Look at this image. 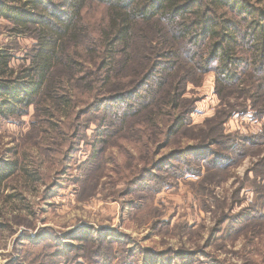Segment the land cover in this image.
<instances>
[{
    "label": "trees",
    "instance_id": "obj_1",
    "mask_svg": "<svg viewBox=\"0 0 264 264\" xmlns=\"http://www.w3.org/2000/svg\"><path fill=\"white\" fill-rule=\"evenodd\" d=\"M0 21L11 35L35 41L18 68L11 52L0 50V119L20 121L33 110L32 127L43 147L0 161V198L10 181L33 188L44 181V153L52 154L58 141L67 147L69 162L95 125L88 162L131 164L119 172L122 197L148 191L152 205L160 185L176 186L183 176L200 177L211 166L224 171L261 157L252 162L243 188L255 193L254 205H263L264 129L244 136L226 133L225 126L247 114L243 97L254 117L264 118V0H0ZM211 74L222 107L190 131L196 106L185 96L186 81ZM111 148L123 163L113 152L103 158ZM4 210L0 205V219ZM221 222L218 238L228 226V219ZM258 251L256 260L243 254L244 264H264V236ZM136 255L115 248L113 255L103 253L105 264L112 258L113 264H136ZM143 264L171 262L151 257Z\"/></svg>",
    "mask_w": 264,
    "mask_h": 264
},
{
    "label": "rangeland",
    "instance_id": "obj_2",
    "mask_svg": "<svg viewBox=\"0 0 264 264\" xmlns=\"http://www.w3.org/2000/svg\"><path fill=\"white\" fill-rule=\"evenodd\" d=\"M34 43L33 38L11 35L6 22L0 21V50L11 52L13 67L23 63ZM185 85L186 98L196 106L190 130L194 131L215 116L222 103L215 95L213 74L203 79H187ZM242 100L248 107L247 114L234 116L225 131L256 135L264 129V118H255L252 104L246 97ZM33 121V110L20 121L0 119V161H11L15 151L22 154L25 149H43L40 136L34 132L37 127H32ZM85 121L87 118L82 124ZM94 130L96 126L90 125L88 139L81 142L79 151L73 153L69 162L62 141L51 148L55 150L52 154L44 153L45 180L35 188L20 180L8 182L0 198L1 207L6 209L0 219L5 225L0 232V264H105L103 253L113 255L114 248L125 254L135 250L139 261L136 264H143L144 259L151 257L165 263L169 259L171 264H185L191 259L206 264H244L243 254L256 260L264 236V224L257 225L264 220V200L262 206L260 202L254 205L255 193L243 185L257 158L224 171L211 166L209 173L205 169L200 177L183 176L176 186L160 185L150 205L153 195L148 191L140 196H121L125 184L121 183L119 172L130 169L131 164L124 168L88 162ZM108 143L111 146L114 141ZM112 152L117 154L113 148L105 150L103 158L107 160ZM117 159L121 162L120 155ZM16 194H22V200H5ZM223 218L228 219V226L218 238L215 230L222 229L218 223ZM87 235L91 242L76 241ZM104 235L107 243L115 245L113 250L102 246L107 245L100 239ZM72 245L78 249L70 251L68 247ZM160 253L168 255L164 254L163 258ZM109 261L113 264V258Z\"/></svg>",
    "mask_w": 264,
    "mask_h": 264
}]
</instances>
